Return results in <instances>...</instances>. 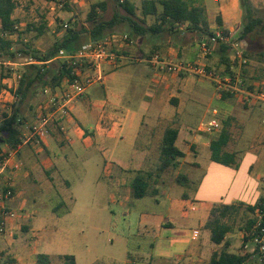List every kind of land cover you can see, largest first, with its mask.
Segmentation results:
<instances>
[{
	"label": "crops",
	"instance_id": "1",
	"mask_svg": "<svg viewBox=\"0 0 264 264\" xmlns=\"http://www.w3.org/2000/svg\"><path fill=\"white\" fill-rule=\"evenodd\" d=\"M221 1L233 7L237 3V0ZM220 17L222 27L230 33L236 13L223 6ZM177 35L182 40L176 47L158 37H147L143 47L133 40L122 48V54L143 57L159 53L186 63L197 61L198 52L191 49V38L182 32ZM218 51L215 46L213 52ZM9 65L11 75L0 80L3 87L0 107H6L7 114L15 102L13 92L18 82L14 75L21 72L16 69L17 64ZM180 76H157L145 62L122 60L116 66L104 65L103 79L89 86L73 106L64 132L51 125L39 145L21 146L16 156L5 163L1 176L2 180L8 177L12 180L15 193L8 205L17 217L0 237V249L15 246L17 234L28 230L31 240L28 246L16 249L15 254L8 251L17 264H30V260L35 264L40 253L50 259L72 255L75 264H125L131 254L138 256L139 264H208L211 254L220 248L211 242L210 231L205 227L211 209L221 204L254 206L264 199V175L254 177L256 171H264V142L241 153L231 152L235 154V164L223 166L210 159L208 135H193L173 123L169 127L179 130L175 144L184 154L179 163L190 164L191 170L183 176L182 184L177 183V178L171 182L164 180L163 174L156 177L153 169L156 164L148 160L152 156L148 146L152 131L163 124H172L175 117L185 121L183 111L191 118L189 96L193 91L189 79ZM64 83L52 93L63 89ZM168 93L175 98L173 105L163 101V95ZM47 99L48 95L40 92L32 102L33 110ZM176 99H181L178 105L174 104ZM34 120L31 117L29 124ZM255 123H247L245 131L255 130L262 142L264 127ZM29 126L22 127V132ZM185 142H189L187 146L194 145L191 159ZM1 149L6 152L4 156L11 152L5 145ZM246 158L251 162L242 170L240 166ZM200 159L208 160L205 171L214 165L218 174L221 167L231 173L234 193L229 198L227 194L216 198L199 195L203 176L199 178L194 170L202 169ZM17 161L21 167L14 169ZM140 172L147 174L148 190L153 193L135 199L131 184ZM196 182L197 188L185 191ZM190 201L195 203L196 211L184 216L183 209ZM43 207L46 211H41ZM119 220L122 230L116 223ZM104 230H110L109 234L111 230L120 232L114 233L110 246L100 237ZM193 230L199 231L197 240L191 239Z\"/></svg>",
	"mask_w": 264,
	"mask_h": 264
},
{
	"label": "rangeland",
	"instance_id": "2",
	"mask_svg": "<svg viewBox=\"0 0 264 264\" xmlns=\"http://www.w3.org/2000/svg\"><path fill=\"white\" fill-rule=\"evenodd\" d=\"M49 1L50 0H14L15 9L13 12V19L15 20V25L17 27L16 30L21 34V37L19 39L12 37V51L18 52V55H16V59L13 63L17 64L16 69L20 71H22L24 66H26L25 58H30L33 56V52L38 55H43L56 40L66 36L71 31L77 33L79 36L77 45L83 44L85 41H87L90 37L89 32L93 24V22L88 19V15L92 6H94L96 9V21H109L114 15L122 18L127 16L124 8L122 7V3L125 0H59L62 3V6L56 9L52 16L48 15L47 3ZM126 1L133 4L135 8V16L130 17L134 22L143 28H148L150 25L154 24V16L144 17L142 15L141 7L144 0ZM154 1L157 2L158 7L161 8L158 3L159 0ZM187 1L190 2V5L200 6L204 9L208 25L210 26L209 30L211 32L217 27L216 19L217 16L220 15V11L223 6H229L230 9L236 13L237 19L230 26L232 31L229 33V41L227 45L229 47L227 52L229 66L233 72H238L243 76L246 86H251L254 89L264 86V32L255 30L244 40L239 39V34L242 30L243 24L250 16L261 19L264 24V0H237L236 6L234 7L230 4L226 6L228 2L223 3L221 0ZM101 3L104 4L103 7L98 6ZM64 24H67L68 27L64 28ZM181 32L187 37L191 38V49H193L194 53H197L199 39L202 37H200L198 33H191L186 29L180 30L177 27L174 30H171V32L168 31L157 34L147 32L143 36H135L130 28L129 23L127 21H123L121 23H117L113 29L107 30L104 32V34H127L131 42L136 40V42L142 47L145 45L144 42L148 40L147 37H158L161 40H164L170 45L176 47L182 40L179 39L177 35ZM207 38L209 37H204V39ZM235 44H237L238 49L242 51L246 63H240L236 57L235 49L233 47ZM216 45L218 46L219 44ZM215 46H213V48H215ZM21 51H26L29 53V55L25 56L20 53ZM193 56L194 55L191 53V60H193ZM9 63L10 62L4 58H0V80L4 76L11 75V66ZM201 63L205 65V69L211 77L203 78L192 73L189 75H178V77L181 75L180 79L183 78L182 75L189 79L188 85L191 86V91H193L189 96V104H191V108H189L191 112V118L188 117L189 115L187 116L184 114L183 111L182 114L185 116V121L179 120L175 117L172 124H163L157 128L156 131H152V139L148 145L149 150L152 152V156L149 157L148 160L150 163L153 162V165L158 164V152L162 130L173 125V123H176L174 125H176L178 128L180 127L182 131L192 133L196 136H201L203 134L198 133L196 128L199 123L208 121L212 117L211 113L213 109L217 110L218 112V119L220 121L221 128L224 122L231 119L229 127L230 141L225 148L227 152L238 151V153H241L248 147H255L256 145L264 142H260L261 139L256 137L255 130L252 129L250 132L245 131L247 123L256 122L255 124L257 127H264V123H261V120L264 118V112L260 106L257 104L251 106L244 104L240 100L239 95L223 101L220 98L219 89L216 90L217 83L215 80H222V78L226 77V65L222 61V54L220 52L214 53L212 49V53L204 58ZM1 88L3 87L0 82V89ZM172 100H175V98L170 97V93L163 95L164 102L172 104V102H174ZM180 100L181 99H176V103L174 104L178 105ZM185 100L186 99H183L184 102ZM39 105L40 104H38L34 110H27L26 117L23 115V128L30 125L29 121L31 117H35L36 109ZM7 106H9V104H7ZM4 110H6V107H0V119L5 114ZM186 126H188V128H186ZM257 127L254 125V129H257ZM215 136L216 135H208L207 137L212 140L215 138ZM188 144L189 142H185L186 146ZM187 148L188 157L191 159V155H193L195 151L194 145L187 146ZM200 160L202 163V169L194 170L195 174L199 178H202L203 176L202 185L199 189V195L203 197L216 198L219 195L227 194V198H229L234 193V186H230L231 181L232 183L234 182V180H232L231 173L221 167L222 171L218 174L213 170L214 168H217L214 167V165L211 166L212 168L209 167L205 171V169L208 167V160ZM250 162L251 160L246 158L244 163L240 166L243 168L242 170H245ZM190 167V164L182 163V161H180L176 168L167 169L163 173V178L164 180L171 182L175 178L178 179L179 177L186 175L189 170H191ZM153 169L155 172L156 166ZM263 173V170L256 171L254 173V177H262L264 175ZM189 175H191V172ZM198 185L199 182H196V184L191 188L190 184L189 187H186L185 191L191 192V190L194 187L197 188ZM191 203L195 205L194 202L190 201V205ZM246 206L249 205L240 204L238 207V213L234 214L231 218L225 219V222L229 224L231 228L230 232L225 237V240H227L229 244V252L246 254L250 252L249 250L254 248V244H251L249 241L244 239L246 237L245 233L243 232V228L248 220L256 216V213L249 211ZM42 209L43 210L41 211H46L47 208L43 207ZM116 223L119 229L122 230V220H119ZM76 224L77 222L74 221L73 226L75 227ZM106 225L110 227L109 223ZM109 231L106 230L104 233L100 232V237L103 238L104 242L110 246L109 240L114 238V233L119 234L120 232H114V230H111V234H109ZM29 242H31V240L30 237H28V230H21L15 238V246H5L4 249H0V254L4 258L9 256L12 260H14V264H17L13 258V254H15L14 251L18 248L21 249L23 247H27ZM246 244L248 246L247 248H245ZM116 248L119 249L120 247ZM218 250H220V248ZM8 251H11L13 254H10ZM102 252L103 250L101 249V253ZM137 257V255L131 254L127 258L125 264H139L140 260ZM29 262L32 264L31 260ZM57 262L58 257L55 256L51 258V264H56Z\"/></svg>",
	"mask_w": 264,
	"mask_h": 264
},
{
	"label": "trees",
	"instance_id": "3",
	"mask_svg": "<svg viewBox=\"0 0 264 264\" xmlns=\"http://www.w3.org/2000/svg\"><path fill=\"white\" fill-rule=\"evenodd\" d=\"M144 0L142 2L141 12L144 17L154 16L155 22L148 28H143L134 22L130 17L135 16V8L133 4L128 1L122 3L127 16L122 18L114 15L109 21H96V9L91 7L88 19L93 22L90 37L91 40H99L106 36L104 32L111 30L117 23L127 21L135 36H143L147 32L153 34L161 32H171L177 28H185L187 31L198 33L202 38L213 36V32L209 30L208 21L205 16L204 9L200 6L190 5L187 0ZM103 3L98 6L103 7ZM15 9L14 0H0V58H4L9 62H14L18 52L12 51L13 40L12 37L19 39L21 34L15 28V20L13 19V12ZM216 25L219 27L220 34L228 38L229 32L222 27L220 15L217 16ZM255 30L264 32V24L261 19L249 17L243 24L242 30L239 34V39L244 40ZM201 38V39H202ZM79 36L75 32H69L66 36L56 40L54 44L43 54L38 55L33 52L31 58L35 59L39 64H29L24 66L20 72V79L17 87L13 92L15 102L10 107V112L2 116L0 122V162L2 157L6 154L2 150V146H7L9 150H15L21 143L22 126L24 125L23 115L27 110H33L32 102L36 99L38 94L44 89L48 88L52 91L60 87L61 83L69 77L71 65L65 61L57 59L59 50H63L67 54H74L78 51L80 45L78 44ZM200 40V39H199ZM218 52L222 54V61L226 65L225 76L233 78L236 72H233L229 66L227 52L229 47L226 44L218 42ZM25 56L29 53L21 51ZM242 87L247 90H253L251 86H246L243 76ZM264 88V86L258 87ZM236 94L224 92L220 94V98L225 101L228 98L236 97ZM230 121L223 123L220 133L213 138L209 144L211 161L221 164L223 166H231L235 164V154L226 151V146L230 141ZM179 130L174 127H168L164 130L159 146L158 164L156 165V177L161 176L167 169L176 168L179 160L184 157L183 152L176 146ZM147 174L138 173L131 184L132 196L135 199H141L149 196L153 192H149L148 184L146 183ZM184 177L177 179L178 184H182ZM264 199L254 206H246V208L256 213L254 218H251L244 225L243 232L246 241H250L257 234H260V229H264V211L258 217V212L264 210ZM242 205V204H241ZM240 204L232 205H217L210 211L209 218L205 227L210 231V240L213 244L220 246V250L214 251L211 254L208 264H264V259L258 252V246H255L254 253L238 254L228 251L229 244L225 240L226 235L230 232L229 224L225 219L231 218L238 213ZM259 224L256 228V225ZM6 256V255H5ZM9 256L6 258L0 254V264H14ZM35 264H51V259L46 254H37ZM56 264H75V258L72 255L58 256Z\"/></svg>",
	"mask_w": 264,
	"mask_h": 264
},
{
	"label": "built area",
	"instance_id": "4",
	"mask_svg": "<svg viewBox=\"0 0 264 264\" xmlns=\"http://www.w3.org/2000/svg\"><path fill=\"white\" fill-rule=\"evenodd\" d=\"M62 3L59 0H50L47 3L48 15L52 16L56 9L60 8ZM64 28L68 25L64 24ZM15 28H17L15 26ZM229 37H223L219 30L213 32V36L207 39H200L198 43L197 61L186 63L179 59L163 57L159 53H152L148 56L135 57L122 54V48L131 43L127 34H109L99 40H89L79 47L76 53L67 54L63 50H59L57 59L65 61L71 65L69 77L65 79L64 87L56 93L48 91L46 88L42 91L44 95H48V99L41 103L35 115L33 123L26 128V132L22 133L21 143L15 150L7 156L2 157L0 162V237L7 233L9 222L17 217V213L9 208V202L14 198V188L11 178L2 180V171L5 163L10 160L11 156H16L19 148L23 145H39L43 138L47 135L49 127L56 125L60 132L65 131V122L71 119V110L78 102L79 98L86 92L87 88L103 79V68L106 64L118 65V62L127 60L130 62H145L152 67L157 76H178L182 73H192L199 77L209 78L210 74L205 69V65L200 62L212 53L213 46L216 44L228 45ZM235 55L240 63H246L242 51L238 49V45H233ZM25 64H39L33 58H25ZM20 74L14 75V80L18 82ZM214 80V79H213ZM217 83L216 90L219 93L228 92L230 94L239 95L240 100L246 105L257 104L264 112V88L247 90L242 87V79L240 74L236 72L231 77H224L222 80H215ZM212 117L208 121L199 123L196 128L198 133L206 135H218L221 130L220 121L218 119L217 110H212ZM264 123V119L261 121ZM14 169L21 167L20 162L13 165ZM3 181V182H2ZM264 207V203H263ZM196 211L194 204L183 209V215L187 216L191 212ZM261 210L258 212V217L261 216ZM259 224L256 225V228ZM199 231L193 230L191 234L192 240H197ZM264 229H260V234H257L249 242L258 246V252L261 258L264 259ZM247 244L245 248H247ZM254 248L249 250V253H254Z\"/></svg>",
	"mask_w": 264,
	"mask_h": 264
}]
</instances>
